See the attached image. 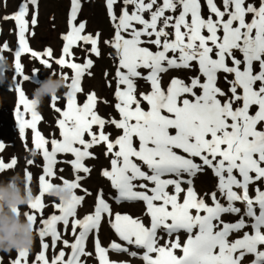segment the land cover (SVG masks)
I'll return each instance as SVG.
<instances>
[{"label": "snow or ice", "instance_id": "1", "mask_svg": "<svg viewBox=\"0 0 264 264\" xmlns=\"http://www.w3.org/2000/svg\"><path fill=\"white\" fill-rule=\"evenodd\" d=\"M38 3L21 0L15 13L3 17L14 20L18 29L14 78L30 80L23 73L24 53L49 69L54 60L73 74L71 78L62 74L64 81L70 79L65 108L57 106V95L51 97V107L61 117L56 122L60 138L51 141L38 130L42 116L36 102L26 96L19 83L15 85L19 134L25 137L26 130H31L43 165L38 192L31 191L33 198L27 210L21 206L14 211L34 226L39 214L36 232L41 250L30 260V250L20 249L7 264H89L90 260L130 264L110 258V252L127 254L143 264H264V0H259L258 6L246 0H222L223 10L217 0H205L207 18L202 15L201 0H106L114 36L104 43L115 50L118 60L114 92L118 120L105 119L96 111L95 91L86 95L82 105L77 102V94L83 92L82 78L86 73L91 76L89 70L94 66L87 53L101 55L100 33H85L86 22L77 23L81 0H71L69 31L62 36L65 43L59 58L53 57L50 47L43 52L29 47L26 17L31 11L30 24L37 25ZM117 4H121L119 13ZM79 42L90 45L83 63L74 62L73 49ZM6 50L10 45L4 42L0 60ZM194 65L198 74L187 82L173 76L163 85V75L170 70H190ZM36 72L34 69L33 75ZM221 73L227 88L218 85ZM141 79L150 90L138 92L137 81ZM107 124L120 130L114 139L105 132ZM102 143L106 145L105 156L112 157L110 170L101 172L116 192L109 199L117 207L142 202V215L114 211L100 189L94 210L78 216V207L92 195L82 189L86 176L79 173L91 172L85 160L95 158L90 150ZM4 147L0 143V151ZM58 154L74 158L58 160ZM17 163L15 156L10 162L0 158V172L14 169ZM58 163L71 165L73 180L58 176L63 171ZM26 164L34 166L35 161L28 159ZM205 166L212 170L217 183L215 190L201 195L192 177L202 173ZM25 179V187L31 190L33 177L27 167ZM53 179L71 186L74 194L68 203H52L53 213L44 218L45 197ZM250 186H254V195ZM78 189L83 194H77ZM226 215L236 219L226 220ZM104 222L119 242L102 245L99 232ZM63 235L74 239L70 242ZM90 238L94 240V254L87 250ZM58 243L63 247L57 254ZM65 249L70 253L66 255ZM49 250L54 253L51 259ZM0 264H4L2 257Z\"/></svg>", "mask_w": 264, "mask_h": 264}, {"label": "rangeland", "instance_id": "2", "mask_svg": "<svg viewBox=\"0 0 264 264\" xmlns=\"http://www.w3.org/2000/svg\"><path fill=\"white\" fill-rule=\"evenodd\" d=\"M205 1V0H203ZM221 0H219L220 2ZM105 0L101 3L97 1H89V0H81L82 8L81 11L78 13V19L77 23L80 21L86 22V29L85 33L93 31L94 29H102L104 32H102L103 36H107V32L109 31V28H111L112 32V23L107 19L106 15L104 14V11H106V5ZM246 2H254L257 6L259 4V0H246ZM21 3V0H0V25L5 31V36H0V46L3 45L4 42H7L10 45V50L4 51L2 54L5 55V60L10 67V70L7 72V79L8 82L3 84L2 88H0V143H3L5 145L4 149L0 151V158H3L5 162H10V158L15 156L18 159V164L14 167V169L11 170H3L1 173L3 175V178H0V181H7L8 178L13 176L14 174H19L22 179L24 180V184L26 183L25 179V169L26 167L28 170L32 173V181L29 183V187L31 191L34 194H37L38 192V177L42 173V165H43V159L42 155L39 153L38 150L35 149L33 143H32V132L31 130H26L25 137H21L19 134V121L14 116V112L16 111L18 104H16V100L19 99L18 92L15 90L16 83H19L21 85V89L25 92L31 91V98H32V91L34 89L33 85L34 79H37L35 76H44L49 71L51 74L55 77L56 73L59 70L58 66H53L51 69L44 67L42 64L38 66L35 70H37L36 74L33 75V61L28 57H21V62L23 65V73L25 75H28L30 77L29 81H24L22 77H19L18 79H15L14 77L17 76L14 70V51L18 48V29L16 26V23L12 19L5 20L3 19L6 15H11L15 13L18 10V6ZM121 4H117L115 6V9H118ZM70 8H71V0H39L38 3V9L37 11V25L32 26L30 24L31 21V11L28 17L26 19L29 20V30H31V40L29 39L28 33H26V38L29 43V47L37 52H43L44 46H52L53 48L56 46V43L58 42V35L60 34H66L69 31V25H68V19L70 14ZM131 10V9H130ZM53 18V19H52ZM207 18V16H206ZM247 19L250 21L251 16L249 15ZM31 26V28H30ZM30 32V31H28ZM34 33V35H33ZM60 45V42L57 43ZM64 42L61 44V53H62V47ZM104 44V43H103ZM81 46H87L90 47V45H85L83 42H79L78 46L74 47L73 52L75 53L74 61L78 58H82V53L78 55V49ZM155 50L154 46H152ZM59 49H57V52L53 53L54 58H59L61 53L59 52ZM90 54V53H89ZM59 55V56H58ZM90 57H93L96 61H102L100 58L95 57L93 54L88 55ZM106 58V57H105ZM106 60V59H105ZM30 62L32 64H30ZM54 63V60L51 61ZM110 62V61H109ZM111 63V62H110ZM106 64H109L106 61ZM97 75L96 78H90L85 81L86 86L95 87V92L98 97L97 102V109L96 111L104 118H106L109 114V111L111 109L104 105V108L102 109L100 107V102L103 100L104 96H108L107 100L110 105H113L115 102L114 92L109 91L108 94L106 91H108L105 87L104 79L101 77V70L104 65H97ZM62 74L70 73L71 75L72 70L64 67ZM175 74H178L180 78L185 79L186 82L188 81V78L190 76L189 70H186L184 73L176 72ZM196 74H198V70L196 71ZM60 75L58 72L57 76ZM194 75V73H193ZM164 77V76H163ZM173 76H170V78ZM224 74H219V86L222 88H227L228 85L225 83ZM40 78V77H38ZM170 78L166 81V85L169 82ZM43 80V78L41 77ZM164 80V79H163ZM99 81V82H98ZM94 82H98L99 84L102 83L104 89L103 92L100 89V86L98 85V88L96 87ZM165 85V86H166ZM86 88L87 93L89 90ZM150 90L148 84L143 86V89L141 91H148ZM98 91V92H97ZM139 92V91H138ZM107 94V95H105ZM102 95V100H101ZM86 100V95H80L78 98L79 104H83ZM16 102V103H14ZM57 106L61 107L63 110L66 106V101L64 100V96H60V100L57 101ZM20 110L22 109V106H19ZM37 111L42 116V120L38 123V130L47 138L49 141L53 138H60L59 137V129L57 126V120L60 119V114L57 113L52 107H51V97H45L43 102L37 107ZM117 120L120 119L119 113L114 112ZM26 118H30V114H26ZM94 131H98V127L94 126ZM105 132L111 134V138H115L120 134V130L116 129L114 125L107 124L105 126ZM86 139L88 137L86 136ZM106 145L100 144V147L94 146L90 151L94 153L95 158H86L85 165L90 167L92 170L89 174L79 173L82 176H86L85 179L81 182L82 189L86 188L88 189L92 195L86 196L85 201L83 202V205L78 207V216L80 218L83 217L84 214L90 213L88 207H91V210L93 208L94 210V203L95 198L97 195L98 190L102 189L103 193L105 195L106 199H109V195L115 196L116 192L111 186V182L109 181L110 185L107 183V178L103 177L101 175V172L103 169H109L111 155L105 156L106 152ZM35 153L34 156H31V154ZM74 157H72L70 154H58V160H71ZM28 159H33L35 161L34 166H28L26 164V161ZM198 162V161H197ZM62 163H58V165H61ZM68 164V163H65ZM61 166H58L60 168ZM111 167V166H110ZM62 169V168H61ZM59 176L65 178H69L70 180L74 179L75 173L73 171L67 170L59 172ZM185 179H188L187 175L184 177ZM193 179V185L196 188L197 192L201 195L205 191H213L215 190V185L217 183V178L213 175V172L211 169H208L206 166L204 168V171L202 173H198L195 177H192ZM54 184H61V179H53ZM185 188L187 185H183ZM254 186H250L252 195H254L253 191ZM108 189V190H107ZM77 194H83V191L81 189L76 190ZM47 199H49L48 203V211H52V203L58 202V200L54 199L53 197L46 196ZM111 204H113L114 211H120L121 213L127 212L133 216L142 215L144 205L142 202H135L130 204H120L118 207L115 206L113 201L109 199ZM238 207H242L240 203H237ZM22 210H27V205L22 206ZM22 217H24L22 215ZM226 220H235L236 217L231 215H226L224 217ZM145 222L147 223V218H145ZM99 237L103 240V244H106V246L113 240H116L119 242L118 237L115 235L114 231L110 228V226L104 222L102 223V227L99 232ZM181 238H186L184 234H181ZM69 241H72L74 238L70 235L67 236ZM136 250V249H132ZM40 249L38 248L37 241H35L34 246L31 248V254L32 259L34 258L35 254L39 253ZM93 252L94 254V240L90 239V246L89 250ZM111 253V252H110ZM18 254V250H14L10 253H4L0 252V257L4 256V264H7V262L11 258H15ZM117 260H128L130 261V264H137V262L141 263L140 259L129 257L127 254H120L117 255ZM123 257V258H122ZM251 259V258H249ZM90 263H93V260H90Z\"/></svg>", "mask_w": 264, "mask_h": 264}, {"label": "clouds", "instance_id": "3", "mask_svg": "<svg viewBox=\"0 0 264 264\" xmlns=\"http://www.w3.org/2000/svg\"><path fill=\"white\" fill-rule=\"evenodd\" d=\"M9 70L10 67L5 58L0 60V85L8 82ZM34 82H37V87L33 91L32 100L36 102L37 107L45 97L56 95L65 86L62 77L53 75L43 80L37 77ZM73 194L74 189L63 183L53 184L48 189L49 196L64 203L71 201ZM32 198L31 190L25 187L24 180L19 174H14L7 181H0V252L30 250L33 247L36 239L33 223L14 211L27 205Z\"/></svg>", "mask_w": 264, "mask_h": 264}, {"label": "bare ground", "instance_id": "4", "mask_svg": "<svg viewBox=\"0 0 264 264\" xmlns=\"http://www.w3.org/2000/svg\"><path fill=\"white\" fill-rule=\"evenodd\" d=\"M123 258V257H122Z\"/></svg>", "mask_w": 264, "mask_h": 264}]
</instances>
